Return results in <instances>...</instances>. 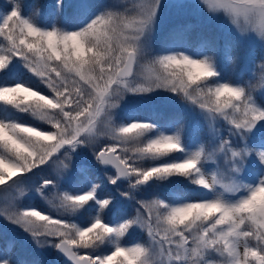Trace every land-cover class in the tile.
Segmentation results:
<instances>
[{
	"label": "snow or ice",
	"instance_id": "snow-or-ice-1",
	"mask_svg": "<svg viewBox=\"0 0 264 264\" xmlns=\"http://www.w3.org/2000/svg\"><path fill=\"white\" fill-rule=\"evenodd\" d=\"M193 12L222 21L223 49L198 24L160 36ZM230 36L264 49V0H6L0 219L64 264H264V57L229 73ZM97 168L131 214L110 217ZM46 172L45 207L25 204ZM14 246L0 264H39Z\"/></svg>",
	"mask_w": 264,
	"mask_h": 264
},
{
	"label": "rangeland",
	"instance_id": "rangeland-1",
	"mask_svg": "<svg viewBox=\"0 0 264 264\" xmlns=\"http://www.w3.org/2000/svg\"><path fill=\"white\" fill-rule=\"evenodd\" d=\"M27 0H24L26 2ZM45 5L52 2V0H44ZM96 2H100V0H96ZM185 23H193L198 24L199 27L196 29V32H202L205 36L208 38L218 40L219 46L221 49L224 47L225 43V33L221 29L222 21H210L207 18H198L195 13L187 15V16H181V17H173L170 20L167 21L163 32L160 33V36L163 35L164 32L167 31V29L175 24H185ZM196 32L193 33V36H195ZM229 39L232 41V55L237 57V60L234 64H231L232 66H235V69L233 72L240 73L241 69L244 67V61L241 59L242 57H246L251 53V59L253 61V66L258 63L262 57H264V49L260 48L259 46H251L247 42H240L236 39L235 36H230ZM159 42V36L156 41L158 44ZM224 56L223 52H221L219 56V60L221 64L224 63ZM229 65V67L231 66ZM258 71V69H257ZM244 80H248L249 76L246 73L243 77ZM255 83V81H253ZM154 103L157 105L158 109L162 112H165L167 108H175L173 105L165 103L162 100L157 99L154 101ZM177 109V108H176ZM179 110V109H178ZM31 118H29L30 120ZM184 126L186 131H190L191 128V117L185 116L184 118ZM49 175L48 172L46 173H40L38 176L32 177L27 185V198L24 200V203L27 204L29 201L34 202L37 206L45 207V202L39 197V195L35 192V187L37 186V183L39 181V176H47ZM93 175L96 177V181L101 182L103 187H106L108 192L114 197L115 199V205L113 208V212L110 213V217H118L121 218L124 214H131L133 205L129 203L127 200L120 197L119 192L124 191L127 188L126 184L120 185L119 190H117L116 186H112L107 183L106 178L102 174V171L100 168L93 170ZM101 195L108 194L105 189L101 190ZM32 199V200H31ZM137 234L140 235V238H143V233L140 232V230H136L131 233L129 237V242L132 240H135ZM0 237L3 238L5 241V246H10L14 242V244L18 245L19 252L21 254L19 255H32L35 257H38V262L42 261L44 264H59V258L57 257V254L53 249H44V250H37L31 242L28 240V238L22 233V231L18 228H15L14 226L5 223L3 219H0ZM24 259H30L25 257ZM32 260V259H31Z\"/></svg>",
	"mask_w": 264,
	"mask_h": 264
},
{
	"label": "trees",
	"instance_id": "trees-1",
	"mask_svg": "<svg viewBox=\"0 0 264 264\" xmlns=\"http://www.w3.org/2000/svg\"><path fill=\"white\" fill-rule=\"evenodd\" d=\"M6 2V0H0V8H2V6L4 5V3ZM45 1L44 0H34V2H33V4L34 3H36V4H43ZM29 5H31V4H29ZM234 69V66H230L229 67V70H228V72L229 73H232V70ZM25 78H27V77H25ZM174 112H176L175 111V109H169L167 112H166V114H169V115H171V114H173ZM19 118L20 119H22V120H29V116H27L26 114H20V116H19ZM97 183H101V182H98L97 181ZM177 187H180V188H182L183 187V185H177ZM103 190H104V188H103ZM106 191V190H105ZM108 194H106L105 195V197L106 196H112L108 191H106ZM32 200V199H31ZM124 215H126V214H124ZM123 215V216H124ZM117 218V217H116ZM117 219H119V218H117ZM134 237H136V239H141L140 238V235L139 234H137L136 236H134ZM135 239V240H136ZM12 243H13V241H11ZM11 243V244H12ZM10 244V245H11ZM15 246H14V248L12 249V255H15V256H17L18 258H20V259H24L25 257H27V258H30L29 260H36V261H38V257H35V256H32V255H26L25 257H23L24 255H19V254H21L20 252H19V246L18 245H16V244H14ZM8 246H9V244H8ZM5 247V241L3 240V238L2 237H0V249H3ZM39 264H44V262H42V261H40L39 262ZM59 264H64V261H62L61 259H59Z\"/></svg>",
	"mask_w": 264,
	"mask_h": 264
}]
</instances>
